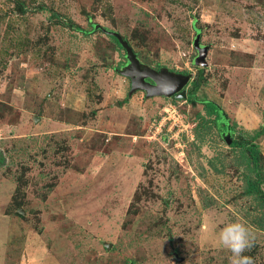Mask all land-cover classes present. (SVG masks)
Instances as JSON below:
<instances>
[{"label":"rangeland","instance_id":"rangeland-1","mask_svg":"<svg viewBox=\"0 0 264 264\" xmlns=\"http://www.w3.org/2000/svg\"><path fill=\"white\" fill-rule=\"evenodd\" d=\"M109 31L187 91L202 69L195 102L129 94ZM263 127L264 0H0V264H229L237 220L264 264L231 145L256 135L264 177Z\"/></svg>","mask_w":264,"mask_h":264},{"label":"water","instance_id":"water-1","mask_svg":"<svg viewBox=\"0 0 264 264\" xmlns=\"http://www.w3.org/2000/svg\"><path fill=\"white\" fill-rule=\"evenodd\" d=\"M109 33L117 37L120 45L126 51L130 67L124 73L130 79L129 94L136 89H142L145 91L146 96L166 95L179 99L187 97L186 86L190 80L189 75L169 72L163 68L155 70L148 65L140 63L136 53L126 39L118 33L110 31ZM205 54L206 50L202 49L201 54L195 59L196 65L203 66L205 64ZM146 77L151 78L153 83L146 81Z\"/></svg>","mask_w":264,"mask_h":264},{"label":"trees","instance_id":"trees-1","mask_svg":"<svg viewBox=\"0 0 264 264\" xmlns=\"http://www.w3.org/2000/svg\"><path fill=\"white\" fill-rule=\"evenodd\" d=\"M77 29H81L79 25H76ZM111 38L115 40L117 45L120 48H123L117 37L110 35ZM201 79H202V69L198 71V75L192 80L191 88L187 91V98L186 100H189L190 102L194 103V97L193 95L198 90V88L201 86ZM204 103V109L206 110V113L208 115H214V120H218L221 117L225 119L226 114L223 113V110L221 107H219L215 102L210 100H203ZM205 122V120H204ZM264 129V127H263ZM255 136L249 137L238 134L237 137H235L232 140V147L238 146L241 148L242 158L244 159V164L248 170L251 171L250 174H245V189L244 192L248 195L254 196L255 200L261 205L264 209V191L261 188L262 183L264 182V177L262 173V160L263 156L261 151L259 150L258 145L253 142V138Z\"/></svg>","mask_w":264,"mask_h":264},{"label":"clouds","instance_id":"clouds-1","mask_svg":"<svg viewBox=\"0 0 264 264\" xmlns=\"http://www.w3.org/2000/svg\"><path fill=\"white\" fill-rule=\"evenodd\" d=\"M254 240L249 227L240 220L225 223L217 233L218 246L230 253L229 264H254L252 257L244 255Z\"/></svg>","mask_w":264,"mask_h":264},{"label":"flooded vegetation","instance_id":"flooded-vegetation-1","mask_svg":"<svg viewBox=\"0 0 264 264\" xmlns=\"http://www.w3.org/2000/svg\"><path fill=\"white\" fill-rule=\"evenodd\" d=\"M173 97V96H172ZM187 98V97H186Z\"/></svg>","mask_w":264,"mask_h":264}]
</instances>
